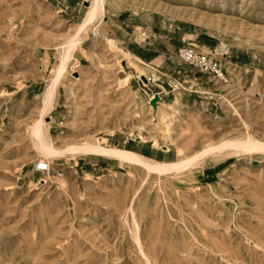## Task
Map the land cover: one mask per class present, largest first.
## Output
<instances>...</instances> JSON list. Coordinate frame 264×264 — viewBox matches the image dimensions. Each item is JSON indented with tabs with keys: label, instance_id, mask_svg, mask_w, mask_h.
Segmentation results:
<instances>
[{
	"label": "rangeland",
	"instance_id": "1",
	"mask_svg": "<svg viewBox=\"0 0 264 264\" xmlns=\"http://www.w3.org/2000/svg\"><path fill=\"white\" fill-rule=\"evenodd\" d=\"M88 4L0 0V264H264V152L200 154L246 135L264 141V0H108L57 87L48 133L59 147L106 141L195 159L160 173L66 153L39 172L31 128L57 47ZM189 43L224 59L235 80L183 63Z\"/></svg>",
	"mask_w": 264,
	"mask_h": 264
},
{
	"label": "bare ground",
	"instance_id": "2",
	"mask_svg": "<svg viewBox=\"0 0 264 264\" xmlns=\"http://www.w3.org/2000/svg\"><path fill=\"white\" fill-rule=\"evenodd\" d=\"M107 1L108 0H89L87 10L82 19L78 23H76V27L73 34L69 36L70 38L67 39L64 44L57 47V61L52 68L51 77L42 93L39 117L33 123L31 128L34 143L36 144L37 149L43 157L40 160L48 161L49 158L53 155H62L66 153L74 155L77 153H85L116 156L121 161L127 160L141 162L146 165L149 169L156 170L160 173L169 170H179L185 168L188 164L191 163V161L195 159V156L179 157L177 160L173 161L158 160L147 155L141 154L132 149L119 147L118 145H109L106 141L100 142L91 140H88L83 144L69 143L65 146L59 147L54 143L53 138L48 133L49 131H47L46 129L45 116L50 111H52L54 107L57 87L67 74L68 64L73 58V52L76 47L80 44L82 34L88 31L93 26H95L103 18ZM107 40L109 41L108 43H111L112 46L120 48L116 45L115 39L108 37ZM125 53L126 55H132L130 51H126ZM135 58L137 59V56ZM129 63L132 64V68H136L141 71V67L135 60L130 59ZM76 64L79 65V62H76ZM142 71L143 72L141 74L144 75L147 80H150L151 76L148 75L143 69ZM233 71L235 70L233 69ZM235 76L239 77L240 74H235ZM233 79L234 78L232 77V80ZM156 96H159V99L152 106H158L163 102L159 94H156L154 97ZM209 151H217L224 156L236 152H264V141L259 140L254 136L246 135L243 138H237L232 140L229 139L219 144H212L206 146L201 150L200 154Z\"/></svg>",
	"mask_w": 264,
	"mask_h": 264
},
{
	"label": "built area",
	"instance_id": "3",
	"mask_svg": "<svg viewBox=\"0 0 264 264\" xmlns=\"http://www.w3.org/2000/svg\"><path fill=\"white\" fill-rule=\"evenodd\" d=\"M177 56L196 72L205 75L208 81L224 85H230L233 81L227 62L209 51L205 44H185L178 49ZM36 170L39 172L49 170V162L45 160L38 161Z\"/></svg>",
	"mask_w": 264,
	"mask_h": 264
},
{
	"label": "water",
	"instance_id": "4",
	"mask_svg": "<svg viewBox=\"0 0 264 264\" xmlns=\"http://www.w3.org/2000/svg\"><path fill=\"white\" fill-rule=\"evenodd\" d=\"M86 3H88V1H86ZM142 77H143V79H144L145 81H148L147 78H146L145 76H142ZM158 99H159V96H156L155 98L152 99V103L155 104L156 101H157Z\"/></svg>",
	"mask_w": 264,
	"mask_h": 264
},
{
	"label": "crops",
	"instance_id": "5",
	"mask_svg": "<svg viewBox=\"0 0 264 264\" xmlns=\"http://www.w3.org/2000/svg\"><path fill=\"white\" fill-rule=\"evenodd\" d=\"M161 98H162V96H161Z\"/></svg>",
	"mask_w": 264,
	"mask_h": 264
},
{
	"label": "trees",
	"instance_id": "6",
	"mask_svg": "<svg viewBox=\"0 0 264 264\" xmlns=\"http://www.w3.org/2000/svg\"><path fill=\"white\" fill-rule=\"evenodd\" d=\"M202 41H203V39H202Z\"/></svg>",
	"mask_w": 264,
	"mask_h": 264
}]
</instances>
